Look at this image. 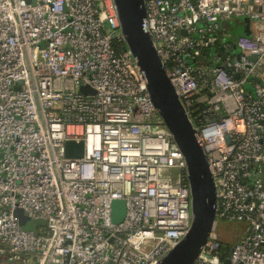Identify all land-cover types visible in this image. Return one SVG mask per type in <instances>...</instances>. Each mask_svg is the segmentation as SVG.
Instances as JSON below:
<instances>
[{
	"label": "built area",
	"instance_id": "1",
	"mask_svg": "<svg viewBox=\"0 0 264 264\" xmlns=\"http://www.w3.org/2000/svg\"><path fill=\"white\" fill-rule=\"evenodd\" d=\"M143 1L217 189L193 264H264V0ZM240 16L248 33L229 40L220 21ZM217 220L244 224L225 259ZM190 222L184 157L113 0H0V264H155Z\"/></svg>",
	"mask_w": 264,
	"mask_h": 264
},
{
	"label": "water",
	"instance_id": "2",
	"mask_svg": "<svg viewBox=\"0 0 264 264\" xmlns=\"http://www.w3.org/2000/svg\"><path fill=\"white\" fill-rule=\"evenodd\" d=\"M113 5L123 41L135 58L151 101L186 163L190 192V226L185 235L155 264H193L206 243L215 221L217 189L214 178L208 168L195 128L175 92L166 67L157 54L155 43L144 26L146 15L144 1L113 0ZM250 58L254 59L255 56L252 55ZM86 90V86L80 88L81 92ZM90 92L93 93L91 90ZM65 154L67 157H81L83 141H66ZM15 214L20 223L29 221L22 212L18 213L16 210ZM124 215L125 202L114 200L112 202L113 221L120 222ZM223 264H228V260L225 259Z\"/></svg>",
	"mask_w": 264,
	"mask_h": 264
},
{
	"label": "rangeland",
	"instance_id": "3",
	"mask_svg": "<svg viewBox=\"0 0 264 264\" xmlns=\"http://www.w3.org/2000/svg\"><path fill=\"white\" fill-rule=\"evenodd\" d=\"M220 27L227 29L229 34L228 39H235L238 35L244 34L246 30V18L244 16L233 17L231 20H222L220 21ZM214 53V50H212ZM18 213L22 212L20 209H17ZM215 226L216 233L219 238L226 239V242L233 244L237 241L238 237L242 235L244 231V224L240 222H227L222 220H217ZM40 223L39 220L33 221L29 218V221L25 223H20L23 229L32 230L37 233V225ZM220 239V240H221Z\"/></svg>",
	"mask_w": 264,
	"mask_h": 264
},
{
	"label": "trees",
	"instance_id": "4",
	"mask_svg": "<svg viewBox=\"0 0 264 264\" xmlns=\"http://www.w3.org/2000/svg\"><path fill=\"white\" fill-rule=\"evenodd\" d=\"M245 33H247V29L245 30ZM230 247H231V244L227 242L220 243V252H221L220 254H221L222 259H225L228 256Z\"/></svg>",
	"mask_w": 264,
	"mask_h": 264
},
{
	"label": "crops",
	"instance_id": "5",
	"mask_svg": "<svg viewBox=\"0 0 264 264\" xmlns=\"http://www.w3.org/2000/svg\"><path fill=\"white\" fill-rule=\"evenodd\" d=\"M221 29H222L223 31H227V29H225L224 27H222ZM240 236H241V235H240ZM240 236H239V237H240ZM239 237H238V238H239ZM220 239H221V238H220ZM221 241H222V242H226V239H223V238H222Z\"/></svg>",
	"mask_w": 264,
	"mask_h": 264
}]
</instances>
